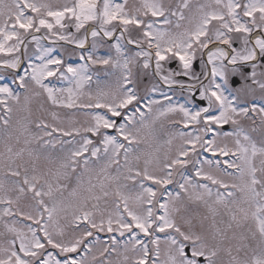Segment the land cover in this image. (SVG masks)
Returning <instances> with one entry per match:
<instances>
[{"label": "snow or ice", "instance_id": "1", "mask_svg": "<svg viewBox=\"0 0 264 264\" xmlns=\"http://www.w3.org/2000/svg\"><path fill=\"white\" fill-rule=\"evenodd\" d=\"M0 71V264H264V0H0Z\"/></svg>", "mask_w": 264, "mask_h": 264}, {"label": "rangeland", "instance_id": "2", "mask_svg": "<svg viewBox=\"0 0 264 264\" xmlns=\"http://www.w3.org/2000/svg\"><path fill=\"white\" fill-rule=\"evenodd\" d=\"M5 2L6 3H10L11 0H5ZM66 2H68V0H50V3H52L53 5H63ZM174 2H175V0H174ZM139 4H140V0H128V6L130 8L131 7H135V6H139ZM73 31H74V29H73ZM37 35H39V34H37ZM89 39H90V48H91V38L89 37ZM114 43H115V41H113V40L112 41H101L100 44L97 46L96 55H98V56H108V55H111V56L115 57V55H116L115 49H109V47H108L109 44H114ZM121 43L124 44L125 42L122 41ZM45 45L46 46H52L48 42H46ZM64 47H65V49H72L73 48V46H71V45H65ZM125 47H126V54H131V52H134L136 50V48L130 47L129 45H125ZM29 50H30V52L31 51H34V46H31L30 45L29 46ZM57 50H59V53L58 54H60L61 51H62V49H60L58 46H57ZM128 50H131V51H128ZM77 51H79V50H77ZM73 58H74V55H69L67 52H64V59H65L66 63L73 65L74 63H72V62H75V64L73 66H76V65L82 63V61L79 60V56L78 55H76V58H74V59ZM36 62L39 63V61H36ZM195 62H196L197 67H198L196 69L194 67ZM195 62L193 64V69L196 72V70H201V62H200L199 58ZM162 63H164L166 65V71L167 70H170V68L168 67V63H169L168 61H165V62H162ZM177 65H178L177 70H180L179 69V63H178V61H177ZM210 67L211 66H209V68ZM91 71L93 73H98L100 75V77H101L102 80H106L110 84H114L115 83L116 75L107 76V77L104 76V69L101 66L97 65V66L93 67L91 69ZM108 71L109 72H115V70H113V69H108ZM133 71H134V73H138L139 72V70L136 69V68H134ZM0 75H3L5 77H8L7 81L8 80H11V77L8 75V73H5V72L0 71ZM137 78L139 80L138 90L143 95L145 94L146 89L150 88L151 87V84L152 83H155L158 80V78H155V79L152 78L151 72H149V74L147 76L139 75ZM49 80H51V84L54 87H58V88L59 87H68V84H67L66 81L59 80L58 74H57L56 77L49 78ZM0 82H4V81H0ZM45 83H47V82L45 81ZM92 88L93 89L96 88L95 83H93ZM161 88H162L163 91H165L169 95H171L173 97V100L174 101H177L178 103H185L186 102L185 101V98L189 96V94L187 93V91H183L182 92L178 87H175V90L174 91H171V90H169L167 88V86H164V85L161 84ZM195 97L199 101H201L199 99L198 93H197V95ZM155 98H157V99H163L160 96L159 93H156L155 94ZM192 98H191V103H187L186 106L189 107V108L195 109V108H197V106L192 103L193 102V99ZM203 102L206 104L205 101H203ZM48 107L50 108V106H48ZM56 111L60 112L61 119L63 121L62 126H64V127H68V122H67L68 121V117L65 115V113H68L70 111H74V112L77 113V115L74 117V119H76L78 121H83L85 119L82 115L79 114L83 110H79V109H74V110H69V109H56ZM33 118H35V116ZM47 119L51 122V116H47ZM77 126H79V125H77ZM228 126H229L228 128H229V131H230L231 128H232V126L231 125H228ZM157 128L159 129V131L161 133L162 140L168 139L170 133H175L176 131H179V130H183V131H191L192 130V128L183 129L181 125L172 124V123L168 122L167 120L163 122L162 126L158 122ZM62 139L63 140H71L72 137L65 136V137H62ZM76 139L78 140L79 137H77ZM178 143H179V138H176L174 140V144H178ZM66 147L71 148V147H73V145H66ZM0 149H2V145H0ZM205 156H207L209 158H212L210 153H206ZM220 159L223 161V160L228 159V158L227 157H220ZM189 166H191V165H189ZM190 169H192V167H190ZM191 172H192V170L190 171V173L188 175H191L192 174ZM172 187H173V185H170L169 186L170 189ZM192 207L195 208V205H192ZM81 227H83V225H81ZM99 234H100V236L102 235V236L105 237V238H102L101 241H105V242H108V243H111L110 237L112 235H115L116 238L120 241V243L121 242H124L127 239V235H128L126 233L124 237H120L118 233L109 234L107 232H99ZM100 236H98V238H101ZM121 238H123V239H121Z\"/></svg>", "mask_w": 264, "mask_h": 264}, {"label": "flooded vegetation", "instance_id": "3", "mask_svg": "<svg viewBox=\"0 0 264 264\" xmlns=\"http://www.w3.org/2000/svg\"><path fill=\"white\" fill-rule=\"evenodd\" d=\"M173 2H174V0H173ZM175 61H176V60H175ZM168 67H169V66H168ZM177 67H178V65H177V61H176V64H175L174 67H173L172 69H170V70H172V71H178V70H177ZM200 71H201V70H196V73L199 74ZM178 79H184V80H185V83H190V81H188L187 78H185V77H178ZM232 79H234V80H238L239 78L236 77V78H232ZM232 79H230V83L232 82ZM257 98H258V94H257ZM227 130H228V129H227Z\"/></svg>", "mask_w": 264, "mask_h": 264}]
</instances>
